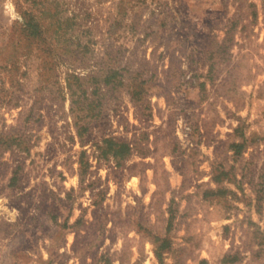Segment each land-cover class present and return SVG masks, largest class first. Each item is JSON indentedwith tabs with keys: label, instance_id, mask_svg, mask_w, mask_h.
<instances>
[{
	"label": "rangeland",
	"instance_id": "obj_1",
	"mask_svg": "<svg viewBox=\"0 0 264 264\" xmlns=\"http://www.w3.org/2000/svg\"><path fill=\"white\" fill-rule=\"evenodd\" d=\"M264 264V0H0V264Z\"/></svg>",
	"mask_w": 264,
	"mask_h": 264
},
{
	"label": "trees",
	"instance_id": "obj_2",
	"mask_svg": "<svg viewBox=\"0 0 264 264\" xmlns=\"http://www.w3.org/2000/svg\"><path fill=\"white\" fill-rule=\"evenodd\" d=\"M200 264H205V260H201V263Z\"/></svg>",
	"mask_w": 264,
	"mask_h": 264
}]
</instances>
